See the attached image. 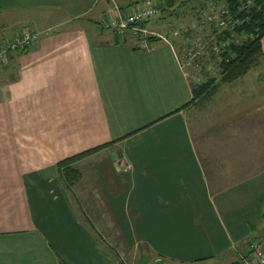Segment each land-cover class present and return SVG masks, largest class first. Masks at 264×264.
<instances>
[{
    "label": "crops",
    "instance_id": "0c3cea01",
    "mask_svg": "<svg viewBox=\"0 0 264 264\" xmlns=\"http://www.w3.org/2000/svg\"><path fill=\"white\" fill-rule=\"evenodd\" d=\"M145 1L0 0V45L40 34L0 65V264H240L264 244L260 111L235 148L199 147L184 44L103 28ZM103 146L67 191L57 165Z\"/></svg>",
    "mask_w": 264,
    "mask_h": 264
},
{
    "label": "rangeland",
    "instance_id": "374dc122",
    "mask_svg": "<svg viewBox=\"0 0 264 264\" xmlns=\"http://www.w3.org/2000/svg\"><path fill=\"white\" fill-rule=\"evenodd\" d=\"M252 1L254 3V0ZM191 2L187 4L175 2L171 9L167 8L165 12L153 18L150 23H159L163 26L159 31L149 32L144 27L143 30L147 31L148 37L161 38L168 33L178 40L175 41L178 43L177 46L183 47L184 44V51L181 50V53L185 59V69L191 85L217 78L219 89L215 97L205 105L192 106L189 118L192 129L197 133L199 147L210 144L212 150L217 152L224 150L225 152L235 148L236 143H239L238 137H242V130L247 127V124L242 122L243 117L249 118L260 111L261 120H264V56L238 81L232 84H222L218 67L220 47L216 49V42L211 40L216 30L208 23L207 17L211 15V12L213 14L214 5L225 6V1L220 0L216 5L215 0H204L205 6L201 5L203 3L201 0ZM253 3L248 6L253 7ZM202 10H204L203 14H201ZM232 16L235 18L236 14L232 12ZM196 26H201L203 29L197 30ZM222 32L224 31L217 30L219 35ZM197 36L203 38L200 41L202 47L194 46L189 41L190 38ZM230 37L231 41L238 45L244 42L238 35L232 34ZM262 121L261 143L264 144V122ZM238 130L241 132L240 135L237 134ZM206 133L208 136L204 143L200 139ZM90 222L95 233L101 238L102 222L94 219Z\"/></svg>",
    "mask_w": 264,
    "mask_h": 264
},
{
    "label": "trees",
    "instance_id": "16d2710c",
    "mask_svg": "<svg viewBox=\"0 0 264 264\" xmlns=\"http://www.w3.org/2000/svg\"><path fill=\"white\" fill-rule=\"evenodd\" d=\"M219 1L215 0L214 4L217 5ZM224 1L229 10L236 14V21L239 22L232 31L228 30L219 35L217 40V45L220 47L218 67L221 83L232 84L245 76L264 56V1L254 0L253 7L248 6L249 0ZM205 3L203 2L201 5L205 6ZM174 5V0H164L158 3V8L165 12L167 8L171 9ZM242 7L244 10L240 12ZM148 23H142L140 27L143 28ZM232 34L242 37L244 42L238 45L231 41ZM148 41L153 44L160 41V38L150 36ZM191 87L193 96L191 104L196 106H202L212 101L219 89L217 78L205 80L200 84H192ZM104 147L68 158L57 165L59 178L67 191L71 192L82 177L81 171L77 167L78 162L92 156Z\"/></svg>",
    "mask_w": 264,
    "mask_h": 264
},
{
    "label": "built area",
    "instance_id": "2783aa9c",
    "mask_svg": "<svg viewBox=\"0 0 264 264\" xmlns=\"http://www.w3.org/2000/svg\"><path fill=\"white\" fill-rule=\"evenodd\" d=\"M252 3V0L248 1V5H252ZM213 7V14L211 12V15L207 17V21L209 24H211V27L213 26L216 30V33L212 36L213 38L211 40L216 42L217 49V40L219 37L217 30H223L224 32L233 30L237 24H239V22L236 21V18L232 16V12L229 10L227 5L220 7L214 5ZM243 10L244 7H242L239 11L242 12ZM203 11L204 10H202L201 14H203ZM161 12V9L158 8V4H156V2L153 0H147L145 2L135 4L127 10H123L120 6L114 4L113 9L103 20V28L114 32L118 36H124L128 32L133 33L138 38L137 40L139 48L141 50L148 51L152 49V44H150L148 41L147 31L143 30V28L140 27L138 23L142 24L145 22H150ZM196 29L201 30L203 27L196 26ZM39 39V33L25 30L13 41L0 45V65L4 66L8 64L11 56L14 53L22 52L31 48L39 41ZM202 39L203 38L197 36L196 38H190L189 41H191L192 45L194 46L202 47L200 42ZM241 264H264V244L254 243L251 246L249 255L244 258Z\"/></svg>",
    "mask_w": 264,
    "mask_h": 264
},
{
    "label": "water",
    "instance_id": "95a60500",
    "mask_svg": "<svg viewBox=\"0 0 264 264\" xmlns=\"http://www.w3.org/2000/svg\"><path fill=\"white\" fill-rule=\"evenodd\" d=\"M139 25H141V23H138Z\"/></svg>",
    "mask_w": 264,
    "mask_h": 264
}]
</instances>
